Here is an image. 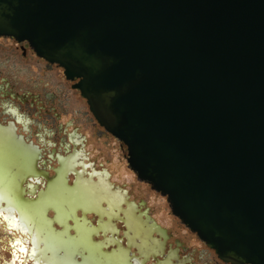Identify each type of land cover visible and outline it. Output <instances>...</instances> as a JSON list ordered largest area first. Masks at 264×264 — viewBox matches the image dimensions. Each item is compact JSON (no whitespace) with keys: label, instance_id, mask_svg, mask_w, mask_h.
<instances>
[{"label":"water","instance_id":"1","mask_svg":"<svg viewBox=\"0 0 264 264\" xmlns=\"http://www.w3.org/2000/svg\"><path fill=\"white\" fill-rule=\"evenodd\" d=\"M141 180L220 253L264 264V0H0Z\"/></svg>","mask_w":264,"mask_h":264},{"label":"flooded vegetation","instance_id":"2","mask_svg":"<svg viewBox=\"0 0 264 264\" xmlns=\"http://www.w3.org/2000/svg\"><path fill=\"white\" fill-rule=\"evenodd\" d=\"M80 80L0 33V226L17 263L251 264L220 253L139 178Z\"/></svg>","mask_w":264,"mask_h":264},{"label":"rangeland","instance_id":"3","mask_svg":"<svg viewBox=\"0 0 264 264\" xmlns=\"http://www.w3.org/2000/svg\"><path fill=\"white\" fill-rule=\"evenodd\" d=\"M11 234L12 233H9L8 231L4 230L2 226H0V264H7V262L2 259L3 252L8 257V264H21L20 260L17 263V259L12 255L10 250L7 251L5 249V246L11 247Z\"/></svg>","mask_w":264,"mask_h":264},{"label":"bare ground","instance_id":"4","mask_svg":"<svg viewBox=\"0 0 264 264\" xmlns=\"http://www.w3.org/2000/svg\"><path fill=\"white\" fill-rule=\"evenodd\" d=\"M3 191L2 190H0V198L3 196Z\"/></svg>","mask_w":264,"mask_h":264}]
</instances>
